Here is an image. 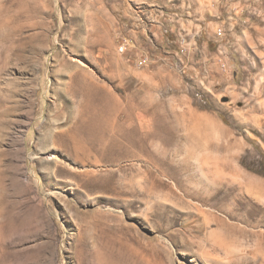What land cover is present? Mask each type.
Segmentation results:
<instances>
[{
	"label": "rangeland",
	"instance_id": "374dc122",
	"mask_svg": "<svg viewBox=\"0 0 264 264\" xmlns=\"http://www.w3.org/2000/svg\"><path fill=\"white\" fill-rule=\"evenodd\" d=\"M262 155L264 0H0V264H264Z\"/></svg>",
	"mask_w": 264,
	"mask_h": 264
},
{
	"label": "built area",
	"instance_id": "2783aa9c",
	"mask_svg": "<svg viewBox=\"0 0 264 264\" xmlns=\"http://www.w3.org/2000/svg\"><path fill=\"white\" fill-rule=\"evenodd\" d=\"M217 35L218 36H222L223 35V31L222 30H219ZM132 47H133L132 40H130L127 37H124L123 40H121V44L119 45V51L122 54H126V53H129L130 52V49H132ZM148 63H149V59L148 58H145V57H142V58H140L138 60V65L140 67H144Z\"/></svg>",
	"mask_w": 264,
	"mask_h": 264
},
{
	"label": "bare ground",
	"instance_id": "6f19581e",
	"mask_svg": "<svg viewBox=\"0 0 264 264\" xmlns=\"http://www.w3.org/2000/svg\"><path fill=\"white\" fill-rule=\"evenodd\" d=\"M73 141H74V149H76V152H77V155L79 156L80 155V153L79 152H81V153H84V159L83 160H85V159H87V161L88 160H90V156L92 155V149H90L89 148V146H86V144L84 143V142H82L81 144H79L78 143V141L77 140H75V138L73 139ZM93 147V149L96 147H94V146H92ZM97 148V147H96ZM92 158V157H91ZM113 248H115V247H113ZM105 255H110V252L109 251H107L106 252V254ZM114 256H115V254H114ZM108 258H112V256H108ZM111 263V262H110Z\"/></svg>",
	"mask_w": 264,
	"mask_h": 264
},
{
	"label": "trees",
	"instance_id": "16d2710c",
	"mask_svg": "<svg viewBox=\"0 0 264 264\" xmlns=\"http://www.w3.org/2000/svg\"><path fill=\"white\" fill-rule=\"evenodd\" d=\"M260 171H264V155H262V161L260 162Z\"/></svg>",
	"mask_w": 264,
	"mask_h": 264
}]
</instances>
